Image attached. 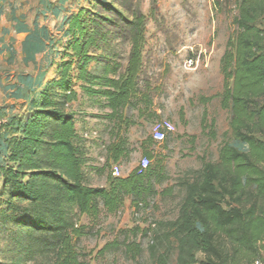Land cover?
I'll list each match as a JSON object with an SVG mask.
<instances>
[{"label":"trees","instance_id":"trees-1","mask_svg":"<svg viewBox=\"0 0 264 264\" xmlns=\"http://www.w3.org/2000/svg\"><path fill=\"white\" fill-rule=\"evenodd\" d=\"M236 8V30L221 58L224 82L219 96L234 138L247 150L223 143L218 162L204 160L199 178L187 183L178 217L143 229L153 238L154 264H169L173 247L176 264H264V29L256 24L264 16V0H236ZM107 11L128 31L131 49L126 66L108 56L111 20L81 10L71 20L72 38L57 79L33 100V110L1 128L0 152L4 150L9 164L3 167L1 197L7 199L0 201V220L9 245L19 252L11 264L35 254L51 257L52 264H82L76 246L85 226L78 225L77 215L115 213L129 196L136 214L147 205L149 195L157 194L145 176L152 163L145 174L136 167L126 177L110 176L109 188L88 183L89 159L69 109L80 97L74 81L80 82L83 95L104 99L109 111L105 116L111 121H122L123 110L138 107L145 95L141 69L147 17L138 12L128 18L112 5ZM95 61L100 69L93 72L88 66ZM74 69L77 76L72 75ZM121 124L129 128L134 122L123 118ZM8 125L10 136L4 139ZM125 145L120 139L107 147L115 163L126 154ZM160 244L166 245L161 252ZM126 246L127 252L141 253L134 241ZM199 252L205 255L200 262Z\"/></svg>","mask_w":264,"mask_h":264},{"label":"rangeland","instance_id":"rangeland-1","mask_svg":"<svg viewBox=\"0 0 264 264\" xmlns=\"http://www.w3.org/2000/svg\"><path fill=\"white\" fill-rule=\"evenodd\" d=\"M111 5L128 18L138 12L147 17L141 69L145 95L137 101L138 107L123 110V118L134 124L126 128L121 124L123 118L108 120L104 99L83 95L76 80L74 87L80 97L69 109L89 159L85 172L91 186L110 187L108 178L113 176L115 161L107 147L125 139L126 154L118 162L122 176L130 175L143 157H150L152 166L145 176L151 178L157 194L149 195L147 205L136 214L129 196L115 213L77 215L76 222L85 226V234L76 247L82 264H154L150 252L153 238L143 229L178 217L187 183L199 178L204 160L218 162L223 143L247 150L234 138L229 113L221 107L219 96L224 82L221 58L236 30V0H0V117L9 124L25 116L33 110V100L57 79L72 38L71 20L81 10L98 12L111 20L108 56L126 66L129 35L124 23L107 11ZM256 24L264 29V16ZM188 60H193L192 64H187ZM88 68L98 71L100 63L91 62ZM72 75H78L77 69ZM165 118L174 122L176 131L165 141L156 142L153 125ZM8 127L4 139L10 136ZM6 155L4 150L0 152V201L7 199L1 197L3 167L9 164ZM158 232L159 226L153 235ZM8 241L0 220V264H11L19 257ZM133 241L140 244L138 255L127 252L126 244ZM107 244L112 246L106 249ZM165 247L160 244L158 250ZM196 257L200 262L205 255L199 252ZM176 259L173 247L169 264H176ZM52 262L51 257L35 254L19 264Z\"/></svg>","mask_w":264,"mask_h":264},{"label":"built area","instance_id":"built-area-1","mask_svg":"<svg viewBox=\"0 0 264 264\" xmlns=\"http://www.w3.org/2000/svg\"><path fill=\"white\" fill-rule=\"evenodd\" d=\"M192 62L193 60H188L187 64H192ZM5 122L6 120L0 117V133H1V128ZM175 131H176V125L174 124L173 121L167 118L160 119V120H157L153 125L152 137L156 142H163L166 140L168 134L174 133ZM151 163L152 161L150 157L148 156L143 157L137 167L138 172L140 174H145V172L147 171ZM112 174L115 177L122 176V169L118 163L113 164Z\"/></svg>","mask_w":264,"mask_h":264},{"label":"water","instance_id":"water-1","mask_svg":"<svg viewBox=\"0 0 264 264\" xmlns=\"http://www.w3.org/2000/svg\"><path fill=\"white\" fill-rule=\"evenodd\" d=\"M254 264H259V263L256 262V263H254Z\"/></svg>","mask_w":264,"mask_h":264},{"label":"crops","instance_id":"crops-1","mask_svg":"<svg viewBox=\"0 0 264 264\" xmlns=\"http://www.w3.org/2000/svg\"><path fill=\"white\" fill-rule=\"evenodd\" d=\"M120 160H121V159H120ZM120 160H119V161H120ZM119 161H117V163H118Z\"/></svg>","mask_w":264,"mask_h":264}]
</instances>
